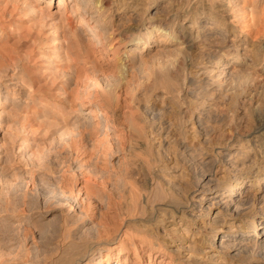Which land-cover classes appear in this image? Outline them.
<instances>
[{"label": "rangeland", "instance_id": "rangeland-1", "mask_svg": "<svg viewBox=\"0 0 264 264\" xmlns=\"http://www.w3.org/2000/svg\"><path fill=\"white\" fill-rule=\"evenodd\" d=\"M59 1L0 0V264H264V0Z\"/></svg>", "mask_w": 264, "mask_h": 264}, {"label": "bare ground", "instance_id": "bare-ground-1", "mask_svg": "<svg viewBox=\"0 0 264 264\" xmlns=\"http://www.w3.org/2000/svg\"><path fill=\"white\" fill-rule=\"evenodd\" d=\"M59 3H63L61 0L59 1ZM105 3V0H99L98 1V9L97 10H99V8L101 7V6H104L103 4ZM179 5V4H178ZM106 7V6H105ZM141 7V6H140ZM102 8V7H101ZM77 12V11H76ZM163 15V14H162ZM164 17V16H163ZM163 17H157L154 21H153V23L148 27V29L143 33V35H142V38H143V42L145 43V45H146V47H148L149 45H150V36H149V34H150V32L153 30V31H158V32H163L165 35L166 34H169V28H168V26H169V21H167V18H163ZM188 33V32H187ZM190 38H192V36H193V39L194 38H196V37H194V34H192V32H189V35H188ZM138 38V37H137ZM137 38H134L133 39V42L134 43H136V41L135 40H137ZM129 49H126V51H128ZM53 114V113H52ZM56 115V114H55ZM54 116V115H53ZM55 126H57V123L54 121V119H46L45 121H44V125H43V130H49V129H51V127H52V129H53V127H55ZM0 148H1V145H0ZM237 182V181H236ZM234 187V184L233 185H231V188H233ZM257 229H259V231L258 230H256V226H252L251 227V235H253V236H256V237H258V236H261V235H264V225L262 226V227H257ZM260 229L262 230L261 232H260ZM220 230L221 229H219V231H216V233L215 234H217L218 232H220ZM223 237L224 236H222V238H221V240L219 241V245L221 246V244H223V242H224V245H227L226 244V240L224 239L223 240ZM262 237V236H261ZM263 240H264V238H262ZM227 248H229V247H227ZM118 262V261H117ZM117 262H116V264H117Z\"/></svg>", "mask_w": 264, "mask_h": 264}]
</instances>
